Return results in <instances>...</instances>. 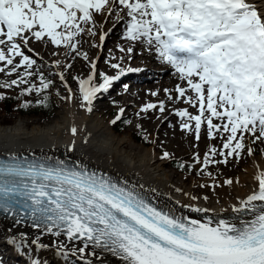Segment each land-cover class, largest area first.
I'll list each match as a JSON object with an SVG mask.
<instances>
[{"label":"snow or ice","instance_id":"snow-or-ice-1","mask_svg":"<svg viewBox=\"0 0 264 264\" xmlns=\"http://www.w3.org/2000/svg\"><path fill=\"white\" fill-rule=\"evenodd\" d=\"M105 23L112 27L105 30ZM117 26L126 46H116L119 56L109 49L104 62L115 70L109 75L98 71L99 51L90 57L82 50L83 38H93L87 42L102 50ZM33 42L51 45V55L65 59L44 61L31 47ZM137 46L154 52L182 82L163 89L166 100L141 106L137 117L158 111L157 118L167 120L166 101L196 109L193 114L189 107H174L171 113L179 118L180 130L194 137L193 147H198L204 130L209 141L220 139L221 146L209 144L203 157L194 152L191 163L177 161V167L207 177L211 183L197 186L213 193L239 185V178L220 180L210 169L254 157V146L264 144V0H0V74L15 77L0 79V89H19L17 99L35 93L39 106L50 107V90L58 78L67 91L60 98L71 102L74 93L66 73L79 59L89 73L72 79L78 84L80 107L92 113L95 101L117 82L142 71L130 66ZM122 87L129 90L128 84ZM150 95L159 96V91ZM8 98L0 92V101ZM31 106L29 101L20 105ZM124 113L120 107L110 123L121 121ZM135 128L145 142H155L139 123ZM69 131L73 139L65 147L72 153L83 129L73 123ZM83 142L88 143V136ZM160 159L172 156L164 151ZM254 167L255 183L229 206L231 219L207 216L214 211L208 207L183 205L207 217L199 219L164 211L149 201L143 185L115 179L83 161L9 154L0 158V213L14 226H30L37 235L29 242L21 232L19 238L8 236L7 243L17 251L51 249L64 264H74L72 258L93 264L89 257L104 264L102 254L121 264H264V167L255 161ZM45 236L52 237L51 244L43 242ZM30 264L41 261L31 259Z\"/></svg>","mask_w":264,"mask_h":264},{"label":"bare ground","instance_id":"bare-ground-1","mask_svg":"<svg viewBox=\"0 0 264 264\" xmlns=\"http://www.w3.org/2000/svg\"><path fill=\"white\" fill-rule=\"evenodd\" d=\"M97 20L99 22L102 18L97 17ZM110 35H112L114 42L126 46V42L121 39L122 29L120 26L116 27ZM40 49L36 48L45 58H47L46 55H51V49L49 50L47 46L42 44ZM98 51L97 49L96 54ZM43 52L46 55L42 54ZM136 55L137 57L133 58L132 61L143 67L140 75L146 76L149 72L151 77L156 79L139 84L134 81L130 82L127 92L120 86V82H117L111 89L114 95L111 101L122 100L126 108L132 103L131 97L138 102L142 98L154 97L150 95L152 91H159V96H156L160 97L159 100L161 98L166 99L163 89H170L178 83H182L177 75L174 74V71H169L171 67L162 63L154 52L142 51L137 46ZM60 58L61 56L55 57V59ZM152 59H155L157 66H154V62L153 64L151 63ZM45 61L48 62V60ZM68 73H66V77ZM108 74L112 75L111 72H108ZM128 75L133 76L135 73H129ZM71 88L74 93L73 100L71 102L66 99L63 100L59 114L53 122L43 124L36 119L38 122L31 123L35 119L19 118L11 124H5L0 120V153L59 155L73 160H80L114 176L123 178L138 187L143 185L144 187L141 191L152 199L174 209L180 214L199 219H206L207 217L202 213L189 212L183 205L196 204L201 207H208L214 211L208 213L207 216L219 214L221 218L231 219L232 213L229 206L236 203L237 197H245L255 183L253 179L256 172L254 161L264 167V155L261 153L250 157L245 167L241 169L234 168L225 173V178H239V185L217 188L215 193L208 188L205 191H199L195 180L188 181V179L182 177V173L177 175V173H170L167 170V160L160 159L161 156H159L156 149L157 143L145 145L134 141L129 132L123 135L117 134L110 121L101 118L102 114L105 115L107 112L105 103H99V100L95 101L94 111L87 113L80 107L78 88ZM168 113L166 112L165 115ZM73 123L78 128L83 129V131L75 138L76 150L68 153L65 146L73 139L69 131ZM85 136H88L87 144L83 142ZM205 142L206 140L203 139L202 143L204 145H206ZM176 188H181L183 191L177 192ZM152 189H155V191H151ZM185 192L201 197V199L192 201L189 196L184 195ZM204 195L209 197L208 201L202 199ZM178 201L179 203H177ZM221 208L228 209V211L221 212ZM10 229L11 231H9ZM21 232L26 235L29 242L37 235L36 230L30 226H14L12 219L0 215V249L11 259L12 264H30L31 259L40 260L41 264H45V262L46 264H64L62 258L56 256L51 249L35 250L34 246H32L31 248H22L17 251L14 245L7 243L8 236L13 235L19 238ZM61 239H64V237H61ZM42 240L44 243L51 244L52 237L45 236L42 237ZM102 258L104 264H121L119 260L108 254H102ZM72 259L74 264H82L78 259ZM89 259L93 260V264H100V261L95 257H89Z\"/></svg>","mask_w":264,"mask_h":264},{"label":"rangeland","instance_id":"rangeland-1","mask_svg":"<svg viewBox=\"0 0 264 264\" xmlns=\"http://www.w3.org/2000/svg\"><path fill=\"white\" fill-rule=\"evenodd\" d=\"M107 25H109V26L107 27ZM111 27H112L111 23H107L105 25L106 30L108 28H111ZM117 27H119V26H117ZM83 39L85 42L83 43L82 50L87 51L89 53L90 57H95L97 55L96 54L97 49L91 47L90 44L87 42L88 40L93 39V38L85 36ZM94 39H95L96 43H99L98 37H96ZM41 45L42 44L39 42H33L31 44V47H33L36 50V48L40 49ZM117 45H120V44H118L117 42H114L112 35H109L107 42L105 43L104 49L101 51L99 50L100 51L99 52L100 53V59L98 61V70L104 71L107 74H108V72H111L112 75L115 74V70L110 69L109 66L105 64L104 60L109 54V49L112 50L113 54H115L117 56L121 55V53H119L117 51V47H116ZM47 47L49 48V50L51 49L50 50V54H51L52 53L51 51H53V47L51 45H48ZM36 52H38V51L36 50ZM42 54L46 55V53H44V52ZM41 56H43V55H41ZM46 56H47V58H45L43 56V59H44V61L48 60V63H51V61L53 59H55V57H53L52 55H46ZM136 57H137V55L134 56V58H136ZM35 58H37L38 63L41 62L38 57H35ZM60 59L63 60L65 58L61 55ZM153 62H154V66H157L155 59L151 60L152 64H153ZM72 63H73V68L70 70L72 72H69L67 74V78H68L67 82H68V85L70 87H73V88L77 87L78 88V84L71 78L73 76L86 77L89 73V68H88V65L83 60L77 59V60L73 61ZM130 64H131L130 65L131 67H139L143 70V67L140 66L139 64H136L135 61H131ZM74 65H75V67H74ZM169 71L172 72L174 70L171 68V69H169ZM46 75H47V72H46ZM12 78H15V77L8 78V77H4L3 74H0V79H12ZM54 79H55V84L52 87V89L50 90V92L54 98L55 108L50 115H48L46 117H41V116H31V115H17L16 113L13 112V113L8 114L5 117L3 114L2 115L0 114V120L2 121V123L6 124V123L15 122L19 118L35 119L34 121H31V123H33L35 121L38 122L37 120L40 121L39 123H43V124H45L46 122H53L54 119L57 118V116L59 114V110L61 109L62 104H63V100L60 97L67 95V91L64 88L63 83L60 82L58 78H54ZM154 79H156V78L151 77L149 72L146 74V76H142V75H140V72H136L135 75H133V76L127 75V76L123 77L121 79V81H119V82H120V86H122L123 84L129 85V83L133 82V81L139 84V83L149 82V81H152ZM173 88H175V87H173ZM173 88H170V89H173ZM6 91H8L10 94H14V93H18L20 90L14 88L11 90H6ZM0 92H1V89H0ZM57 92H59V95H57ZM78 93H79V91H78ZM109 94H111V95H109ZM29 97L31 100H33L36 98V95H35V93H33ZM102 97L100 99H98L99 103L104 102L105 105L107 106V112L105 115L102 114V116H101L102 119L105 118L108 121H111V120L115 119L116 115L119 112L120 107L126 108L125 107L126 105H124L122 103V100L121 101H115V103H113L114 100L111 101V99L114 97L111 90L109 93L103 95ZM153 98L154 97H146V98H142L141 100L136 102L131 97L132 103L128 108H126L123 117H128L129 120L132 121V123L128 124L127 127L124 130H122L121 132H116V133L119 135H123V134H126L129 132L131 134L132 139H133V132L138 130L135 128V125L137 123H139L142 126V129L149 134V140L155 141L154 143H157L156 149H157V152L159 153V156H161L164 151H167L171 154L172 159L167 160V164H168L167 170L170 173H177V175H178V173H182L183 178L187 177L188 181L189 180L190 181L195 180L197 182V184H199V183H211V181L207 177H202V178L201 177H195V173L189 174L187 169L184 171H180L177 168L173 167L172 164H173V161L177 160V159L178 160L181 159L187 163H191L192 162V156H193L194 152H199L201 157H203V154L205 151H207L209 144H214L217 147L221 146L220 139H217L214 141H209L207 138L206 130H204L202 132V138L198 142V147H193V145L197 143L194 140V137L192 135H188L185 132H182L180 130V127H179V118L177 116H175L174 114L170 115L171 110L174 107H176V108L189 107L188 105H185L183 103H180L179 105L178 104L173 105V104L166 101V103L168 104L167 106L169 108V111H168L169 113L166 114L168 116L167 120L162 121V119H158L157 117L160 115L158 113V111H155V112L149 111L147 114H141V117H143V118L137 117L136 113L139 111V108L141 106H143L146 103H150V102L151 103H157L159 101L160 97H156L154 99ZM161 100H166V99L161 98ZM189 111L192 112L193 114H196V109L194 110V108L189 107ZM7 119L10 121L8 122ZM169 124H171L172 127H170ZM112 127L114 129L113 124H112ZM114 131H115V129H114ZM203 139L206 140L205 144L207 146L202 143ZM136 142H138V141H136ZM140 143H142V142H140ZM143 144H149L150 145L153 143L146 142ZM254 147H256L255 156L261 154L262 150H264V144H259L258 146H254ZM249 159H250V157L246 158V159H242L239 163H230L228 166H223V165L215 166V167H212L210 170L213 171V173H219L220 174L219 179L223 180L226 177L225 173H227L229 170H233L234 168L241 169V168L245 167L248 164ZM197 188L199 191H205L206 190V188H199L198 186H197ZM0 264H12L11 259H9L1 249H0Z\"/></svg>","mask_w":264,"mask_h":264},{"label":"trees","instance_id":"trees-1","mask_svg":"<svg viewBox=\"0 0 264 264\" xmlns=\"http://www.w3.org/2000/svg\"><path fill=\"white\" fill-rule=\"evenodd\" d=\"M1 92H4L7 97H9L8 99L4 100V101H0V114L4 115L5 117L10 114V113H16L17 115H31V116H41V117H46L48 115H50L54 108H55V102H54V98L50 92V96H51V105L48 108H44L42 106H39L37 104V101L40 99V97H37L33 100L30 99L29 96H25L23 98L17 99V97L19 96V92L18 93H14V94H10L8 91L1 89ZM24 101H29L31 102L32 106L29 107L28 109H23L20 107V105L24 102ZM129 120L128 117H123L121 119V121H118L115 125H114V129L116 132H121L122 130H124L128 124H124L122 121L123 120ZM7 121L9 122L10 120L7 119ZM13 123V122H11ZM11 123H6V124H11ZM139 130L133 132V139L134 141H138V143L142 142V143H146L141 136L138 134ZM123 134V133H122ZM145 145H149V144H145ZM177 161H183L184 160H174L173 161V167L177 168L178 170H180L177 167ZM187 163V162H186ZM186 170V169H185ZM181 171V170H180Z\"/></svg>","mask_w":264,"mask_h":264}]
</instances>
